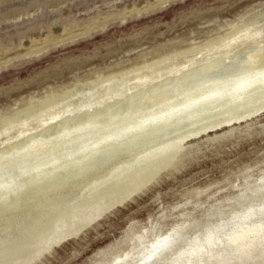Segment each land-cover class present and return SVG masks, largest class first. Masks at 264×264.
Instances as JSON below:
<instances>
[{
  "label": "rangeland",
  "instance_id": "1",
  "mask_svg": "<svg viewBox=\"0 0 264 264\" xmlns=\"http://www.w3.org/2000/svg\"><path fill=\"white\" fill-rule=\"evenodd\" d=\"M245 24L255 27L258 35L246 39L235 38L236 32L225 31L220 33H225L226 36L219 41L215 40L217 36L215 32L218 28ZM209 40L212 48L203 50V47L199 48V45H203L202 42ZM230 41L229 45L214 48L213 44H220V42L226 44ZM181 42L194 43L196 47L188 53L169 59L175 51V46ZM33 46L35 50H30L26 55H23L26 51L21 53L22 50ZM189 46L190 44L184 49ZM13 54L19 55L10 58ZM163 57L169 60H163L153 66L161 70V75L152 78L153 80L147 84L127 86L120 76L107 78L110 76L106 73L108 70L121 66L130 67L137 58ZM180 61H187L186 68L178 72L172 70V72L171 67ZM244 78L254 80L251 88L248 86L251 94L246 90L244 94L247 95H244L242 99L239 98L240 100L235 103L229 95ZM263 83L264 0H0V116L5 115L8 120L15 119L24 108H31L33 112V109L40 108L43 103L49 104L31 115L27 125L22 127L26 130L21 135H18V127L0 119V125L4 126L3 128L0 126V130H5V134L14 137L11 138L4 133L0 136V150L8 153L7 156L0 157V213L3 209L5 210H3L5 214H2L4 215L1 217L2 220L0 219L3 222L0 221V225L2 224V227L0 226V261L5 259L7 262H12L10 251L22 246L29 249L34 246L32 245L34 242L27 241V237L24 236L26 231L31 230L39 220L40 222L47 220L54 211L67 216L69 208L66 207L71 208L72 203H80L78 207L85 208L93 202V199L96 200V197H104L119 191L128 184L127 181L145 176L148 174L147 171L154 170V163L163 164L170 159L167 156L165 159L166 157L160 151L157 154L158 157L156 155L154 159L150 157L151 155L145 156L155 152L159 144L166 146L163 142L171 143L176 136L192 133L194 127L199 129L200 126H205L203 124L205 122H208L206 125L209 126L226 119L225 117L229 115L231 123L221 124L215 129H207L196 136L191 134L187 136L188 139L186 137L181 142V145L179 143L183 151L194 156L189 163L172 173L162 174L149 189L136 196L134 200L128 201L124 206L115 207L112 212L98 220L94 227L82 230L74 237H68L48 254L44 264H82L93 252L118 238L129 223H135L140 227L145 226L144 229L159 227L157 232L161 235L176 218L178 214L176 212H180L191 193L201 195L203 199L223 196L228 197L232 202L249 199L256 187V179L264 171ZM64 86H68L66 91L70 93L64 91L53 96H46L51 89L60 90ZM103 89L107 90L105 96L100 94ZM259 89L261 90L258 91ZM242 101L243 104L245 101L249 103L245 102L244 106L241 104ZM218 105L222 108H218ZM249 107L253 108L251 110L253 113L248 111ZM216 108L218 111L215 110ZM55 110L66 111L59 117L60 120L65 121L62 120L61 124L47 129H44L45 125L37 126L38 120ZM219 110L220 113H216ZM245 110L246 115L250 114V116L247 115L248 118L246 115L245 118L242 117ZM225 111H228L227 114ZM235 111L236 115H234ZM166 112L170 114H166L168 116L165 119H171V121L164 126L157 119L146 121L153 117L158 118ZM241 112H243L242 116ZM236 116L240 120L237 121ZM193 119H196L195 122ZM184 122L189 123L185 125ZM195 123L202 125L198 127ZM185 127L190 129L187 133ZM197 128L195 130H198ZM228 130L233 134L227 140L219 145L210 142L214 134H221ZM33 136L50 137L45 138L46 142L43 141L42 147L32 150L26 145L30 143L28 141ZM139 136L143 139L140 140ZM168 139L171 141L168 142ZM118 145L121 147L119 148ZM104 154L105 160L102 158ZM130 157L132 161L134 160L133 163ZM86 159H90L93 163ZM122 161H125V165ZM121 162L122 165L119 164ZM126 165L127 168H125ZM148 165H151V168ZM75 168L77 171L80 170L79 173ZM107 169L109 176L105 173ZM129 169L136 175H133ZM73 173H78L79 176L74 174L72 177ZM115 173L118 174L119 183ZM126 175L130 176L126 178ZM56 176H59L60 180ZM76 176L80 182L78 179H73L77 178ZM97 177L102 179L96 180ZM105 178L107 180H103ZM21 179L24 182H21ZM44 180L54 184L51 185L48 182V186ZM39 182L45 187L42 188ZM104 185L109 187H103ZM75 186L79 189H74ZM81 186L83 187L80 188ZM92 187L94 191L90 190ZM31 188H35L33 190L35 196H32ZM25 189H29L30 192ZM73 189L77 193L73 192ZM40 190L41 192L38 193ZM48 191L51 193L49 194ZM83 192L85 194H82ZM90 192L92 194L97 192V194L93 196ZM22 193L23 196L26 195V198L21 197ZM9 194L12 198L15 195L11 201H8L12 199ZM44 195L52 198L47 199ZM30 196L32 199L35 197V205V199L32 200ZM29 198L31 200H28ZM30 205L31 207H28ZM57 205L60 210L56 207ZM20 208L21 212H19ZM7 210L11 213L8 214ZM14 210L17 211V215L14 212L13 216ZM43 210L49 215L46 213L47 216ZM6 216L14 218L5 220ZM25 216L27 218L24 219ZM162 217L163 219H160ZM19 219H22L23 224L16 226ZM23 221L27 222L28 226ZM10 224L15 228L18 227L17 232L15 228H11ZM8 229L11 230L10 233Z\"/></svg>",
  "mask_w": 264,
  "mask_h": 264
},
{
  "label": "bare ground",
  "instance_id": "2",
  "mask_svg": "<svg viewBox=\"0 0 264 264\" xmlns=\"http://www.w3.org/2000/svg\"><path fill=\"white\" fill-rule=\"evenodd\" d=\"M229 32V33H237L236 37L239 38H250V37H254L257 36V29H255V27L251 26L250 24H245V25H239V26H222V28H218L217 31L215 32V34H217L216 39H218V41L220 39H222L224 36H226V34H221L220 32ZM211 40V39H210ZM209 41L206 42H202L201 44L203 45H199L200 47H203V49H208V48H212V43ZM214 40V39H213ZM184 42H181L179 44H177L175 46V51L169 56V59L171 58H175L176 56L178 57V55L183 54V53H188L192 50V48L195 49L196 45L194 43H186L183 44ZM188 44H190L189 48L184 49ZM231 44V41L226 43V44H222L220 42L217 44H213L215 47H221L224 45H229ZM182 45V46H180ZM198 49V48H196ZM35 50V46L31 47L30 49H24L22 50L21 53L25 52L26 55L29 51ZM201 50V51H202ZM210 50V49H209ZM200 51V52H201ZM19 54H13L10 58L12 57H16ZM6 58V57H4ZM3 59V58H2ZM165 57L163 58H137L135 61H133L132 65L130 67L124 68V67H118V68H112L111 70H108L106 73H108L107 77L108 79H110V77H114L115 76H120L122 78V80L124 81V83L128 86L133 85V84H147L149 82H151V80H153L152 78H157L159 77L161 74V70H158L157 68H154L153 66H155V64L162 62L163 60H169ZM7 60V59H5ZM4 60V61H5ZM3 61V60H2ZM186 62L187 61H180L179 63H176L174 66L171 67V71L173 70L174 72H178L182 69L186 68ZM253 67V66H252ZM123 71V72H122ZM172 71V72H173ZM260 73V72H259ZM106 79V78H105ZM256 80V79H255ZM258 80V79H257ZM256 80V81H257ZM98 81V80H97ZM104 81V79H103ZM106 81V80H105ZM254 81V80H253ZM253 81L249 80L248 78H244L242 82H240L238 84L237 87L233 88V91H231L230 93V97L232 98V100H234V102L236 103L238 100H240L239 98L242 99V97H244V93L246 92V90H248V88L250 86L253 85ZM262 81V79H261ZM94 82V81H93ZM100 82V81H99ZM90 83V82H89ZM103 83V82H102ZM234 83V82H233ZM258 83V82H257ZM78 84V83H77ZM75 84V85H77ZM92 84V83H91ZM96 84V83H95ZM101 84V83H98ZM74 85V87H75ZM80 85V84H79ZM230 85V84H229ZM232 85V84H231ZM257 85V84H256ZM264 85V83H263ZM81 86V85H80ZM80 86L78 88H80ZM89 86V85H88ZM249 86V87H248ZM72 87V88H74ZM86 87V86H84ZM226 87V86H225ZM68 88V86H64L63 88H61L60 90L58 89H51L48 94L46 96H53L55 94H57L58 92H66V93H70V91H66ZM83 88V87H82ZM91 88V87H90ZM231 88V86H230ZM251 88V87H250ZM260 88V87H257ZM263 88V87H262ZM223 89V88H222ZM253 89V88H252ZM264 89V88H263ZM76 90H78L76 88ZM220 90V89H219ZM227 90V89H226ZM230 90V89H229ZM228 90V91H229ZM261 89H259L258 91H260ZM221 91V90H220ZM249 91V90H248ZM257 91V92H258ZM79 92V91H78ZM133 92V91H132ZM223 92V91H222ZM264 92V90H263ZM114 93V92H113ZM117 93V91H116ZM249 93L251 94V92L249 91ZM65 94V93H64ZM101 96L102 95H106L107 94V90L103 89V91L100 93ZM224 94V93H223ZM264 94V93H263ZM243 95V96H242ZM247 95V94H246ZM245 95V96H246ZM254 95V94H252ZM257 95V94H256ZM259 96V95H258ZM249 97V96H247ZM246 97V98H247ZM251 97V96H250ZM262 97V96H261ZM123 98V97H122ZM230 98V99H231ZM245 98V100H246ZM254 98V97H253ZM258 98V97H257ZM252 99V98H251ZM250 99V100H251ZM32 100V99H31ZM218 100V99H217ZM225 100V99H224ZM223 100V101H224ZM248 100V101H250ZM30 101V100H29ZM222 101V103H223ZM228 101V100H227ZM226 101V102H227ZM253 101V99H252ZM256 101V100H255ZM259 101V100H258ZM257 101V102H258ZM221 102V101H220ZM246 102V101H245ZM245 102L243 104V101L241 104H243L245 106ZM256 102V103H257ZM29 103V102H28ZM48 103V102H47ZM47 103H43L41 105L40 108H35L32 109L31 108H24L22 110V112H20L21 114L19 115L18 113V117L15 119H10L8 120V118L5 115L0 116V119L2 121H6L7 123L10 122L11 125H14L15 127H18L17 132L18 135H21L22 133H24V131L26 129L22 128L23 126L27 125V122L29 121V118H31V115L37 111H40L41 109L46 108L47 106H49V104ZM50 103V102H49ZM112 103V102H111ZM232 103V102H231ZM233 103V104H235ZM247 103V102H246ZM249 103V102H248ZM247 103V104H248ZM264 103V102H263ZM211 104V103H210ZM219 104V103H218ZM228 104V103H226ZM224 104V105H226ZM254 104V102H253ZM262 104V103H261ZM29 105V104H28ZM35 105V104H34ZM257 105V104H256ZM27 106V105H26ZM203 106V105H202ZM211 106L214 107V105L211 104ZM231 106V105H230ZM243 106V107H244ZM248 106V105H247ZM251 106V105H250ZM39 107V106H38ZM187 107V106H186ZM192 107V106H191ZM190 107V108H191ZM209 107V106H208ZM207 107V108H208ZM217 107V106H216ZM221 107V105H218V108ZM235 107V105H234ZM240 107V106H239ZM238 107V109H239ZM258 107V106H256ZM256 107L254 109H256ZM261 107V106H260ZM211 108V107H210ZM222 108V107H221ZM250 108V107H249ZM196 109V108H195ZM213 109V108H212ZM224 109V107H223ZM221 109V110H223ZM226 109V108H225ZM241 109V108H240ZM245 109V108H243ZM242 109V111H243ZM253 109V108H252ZM250 108L251 113H253ZM261 109V108H260ZM46 110V109H45ZM91 110V109H90ZM210 110V109H208ZM217 110V108L215 109ZM214 110V111H215ZM227 110V109H226ZM231 110V109H229ZM235 110V108H234ZM232 110V111H234ZM258 110V109H257ZM255 110V111H257ZM20 111V110H19ZM18 111V112H19ZM213 111V112H214ZM218 111V110H217ZM216 113H220L219 112ZM237 111V110H236ZM236 111L235 114L236 115ZM240 111V110H239ZM261 111V110H260ZM66 111H60V110H55V111H51L48 113V115H46L45 118L40 119L37 121V126H43L45 125L44 129L50 128L52 126H55L57 124H61V121L63 119H59L60 115L64 114ZM172 112V111H170ZM170 112H166L163 115L157 117H153L150 119H147L146 121L149 120H153V119H157L161 122V124L166 125L168 122L171 121V119H165L166 116H168L170 114ZM190 112V111H189ZM224 112V110H223ZM222 112V113H223ZM228 112V111H227ZM227 112L225 111V113L227 114ZM259 112V111H258ZM77 113V112H76ZM169 113V114H168ZM200 113V112H199ZM203 113V112H202ZM207 113V112H206ZM241 112V116H242ZM246 110H245V115H246ZM168 114V115H166ZM189 113H187L188 115ZM197 114V113H196ZM201 114V113H200ZM205 114V113H204ZM215 114V113H214ZM249 114V113H248ZM247 114V115H248ZM255 114V113H254ZM14 115V114H13ZM16 115V114H15ZM199 115V114H198ZM211 115V114H210ZM221 115V114H220ZM233 115V114H232ZM240 115V113H239ZM246 115V116H247ZM67 116V115H66ZM182 116V115H181ZM194 116V115H192ZM191 116V117H192ZM204 116V115H203ZM219 116V115H218ZM224 116V114H223ZM227 116V115H226ZM230 116V115H229ZM229 116L225 117L226 119H222L221 121L218 122H214L213 124H210L209 126H207L206 124L208 123H203L205 124V126H203L202 124L196 125L199 127V129L197 127H194V130L197 128L198 130H195V132L192 131V133L190 134H181L179 135V137H175L172 139V141L170 139H168L171 141V143H168L165 141L163 142V144L165 143L166 146H161V144H157L158 148L156 150H154L155 152H153V150H151V152L153 153H149V155H145V156H150L151 158L155 157L158 152L160 151V153H163L164 156L169 157L170 159L161 164L159 163H154L155 165V169L154 170H150L147 171L148 174H146L145 176H141L140 178H136L135 180H131V181H127V185L125 187H122V189H120L119 191L114 192L113 194L110 195H106V196H100V197H96L97 199H93V202L87 206V207H78L80 203H72V207L70 208V206H68L67 204H65L66 208H69V210H67L66 215L67 216H62L61 213L59 214L58 212L54 214H52L51 216L49 215V213H44L48 216L47 220H43L38 223H35L34 227L29 230L26 231L27 233H25L24 237H27V241L29 242H34L32 245H34L33 247H19L18 249H15L13 251H10L11 254L10 258L14 261L17 262H7L5 259L0 261V264H44V259L48 256V254H50V252L55 249L56 247H59L63 241H65L68 237L72 236H76L78 235L82 230H85L87 228L90 227H94V225L98 222V220H100L101 218H103L104 216H106L107 213L112 212L115 207L117 206H124L128 201L130 200H134L136 196L140 195L141 193L145 192L147 189H149V187L154 184L155 182L158 181V178L164 174V173H172L175 170H179L181 169L184 165H186L187 163H189L192 159V154L190 155L189 153L183 151L180 146L179 143L181 145V142L189 135L194 134L196 136V134H200V133H204L207 129L211 130V129H215L217 127H219L221 124H229L231 123L232 120L231 116L230 118H228ZM250 116V114H249ZM252 116V115H251ZM68 117V116H67ZM180 117V116H179ZM190 117V116H188ZM195 117V116H194ZM198 116H196L197 118ZM214 117V116H213ZM237 117V116H236ZM201 118V117H200ZM207 118H211L210 116ZM248 118V116H247ZM59 119V120H58ZM66 119V118H65ZM187 119V118H186ZM199 119V118H198ZM214 119V118H213ZM212 119V121H213ZM233 119V118H232ZM242 119V118H241ZM96 120V119H95ZM194 120V119H193ZM192 120V121H193ZM196 120V119H195ZM194 120V122H195ZM205 120V119H203ZM210 119H208L209 121ZM236 120V119H235ZM240 120L237 117V121ZM65 121V120H63ZM183 121V120H182ZM181 121V122H182ZM211 121V120H210ZM223 121V122H222ZM234 121V120H233ZM4 122V123H6ZM145 122V121H144ZM174 122V121H173ZM200 122V121H198ZM2 123V122H1ZM6 123V124H7ZM180 123V122H179ZM185 123V122H184ZM189 123V122H186ZM185 123V125H187ZM193 123V122H192ZM211 123V122H210ZM4 124V125H6ZM194 124V123H193ZM2 125V124H1ZM0 125V126H1ZM171 125V124H169ZM180 125V124H179ZM36 126V127H37ZM2 127V126H1ZM4 127V126H3ZM2 127V128H3ZM151 127V126H150ZM162 127V126H161ZM187 127V126H186ZM185 127V129H187ZM191 127V126H190ZM132 128V127H131ZM153 129V127H151ZM150 128V129H151ZM155 128V127H154ZM160 128V127H159ZM163 128V127H162ZM170 128V127H169ZM173 128V127H172ZM180 128V127H179ZM58 129V128H57ZM135 129V128H134ZM167 129V127H166ZM177 129V128H176ZM192 129V128H191ZM162 130V129H161ZM171 131V129H169ZM190 129L188 128L186 133L189 131ZM38 131V130H37ZM143 131V130H142ZM140 131V132H142ZM148 131H150L148 129ZM166 131V130H165ZM168 131V133L170 132ZM175 131V130H174ZM183 131V130H182ZM35 132V131H34ZM155 132V130H154ZM177 132V131H176ZM174 132V133H176ZM185 132V131H184ZM5 134L6 131L4 130H0V136H2V134ZM46 133V132H45ZM139 133V132H137ZM152 133V131H151ZM156 133V132H155ZM160 133V132H159ZM162 133V132H161ZM173 133V132H172ZM173 133V134H174ZM39 134V133H38ZM41 134V133H40ZM49 134V133H48ZM133 134V133H132ZM142 134V133H141ZM144 134V133H143ZM154 134V133H153ZM165 134V133H164ZM233 133L231 131H225L221 134H214L213 138L210 139L211 143L217 144L219 145L220 143L224 142L225 140H227ZM7 136H10L8 134H5ZM29 135V134H28ZM131 135V134H130ZM138 135V134H135ZM147 134H145L146 136ZM149 135V134H148ZM160 135V134H159ZM177 135V134H176ZM185 135V136H184ZM127 136V135H126ZM152 136V135H151ZM167 136V135H166ZM171 137V135H169ZM168 136V137H169ZM11 138H14L12 136H10ZM48 137V136H47ZM45 137V138H47ZM50 137V136H49ZM48 137V138H49ZM140 137V136H139ZM26 138V137H25ZM45 138H39L38 136H33L30 138V140L28 141V145L26 146H30V148L32 150H35L36 148L42 147L45 141ZM127 138V137H126ZM146 138V137H145ZM165 138V137H164ZM189 137H187L188 139ZM101 139V138H100ZM129 139V138H128ZM143 139V137H140V140ZM148 139V138H147ZM158 139V138H157ZM156 139V141H157ZM121 140V139H120ZM123 140V139H122ZM121 140V141H122ZM146 140V139H144ZM151 140V138H150ZM167 140V139H165ZM44 141V142H43ZM63 141V140H62ZM124 141V140H123ZM7 142V140H6ZM129 142V141H128ZM132 142V141H131ZM129 142V143H131ZM141 142V141H140ZM143 143V142H142ZM146 143V142H145ZM150 143V142H149ZM4 144V143H3ZM6 144V143H5ZM4 144V145H5ZM10 144V143H8ZM47 144V143H46ZM107 144V143H106ZM109 144V143H108ZM112 144H114L112 142ZM116 144V143H115ZM123 144V143H122ZM127 144V143H126ZM133 144V143H132ZM131 144V145H132ZM136 144V143H135ZM110 145V144H109ZM139 145V144H138ZM112 146V145H111ZM119 146V145H118ZM143 146V145H142ZM106 147V146H104ZM121 146H119L120 148ZM125 147V146H124ZM131 147V146H130ZM136 147V146H135ZM152 147V146H149ZM110 148V147H109ZM115 148V146H114ZM140 148V147H139ZM142 148V147H141ZM140 148V149H141ZM156 148V147H154ZM3 149V148H2ZM103 149V148H102ZM122 149V148H121ZM119 149V150H121ZM125 149V148H124ZM128 149V148H127ZM99 150V149H98ZM108 150V149H107ZM113 150V149H112ZM105 151V150H104ZM126 152L128 150H125ZM123 151V152H125ZM131 151V150H130ZM129 151V152H130ZM136 151L137 147H136ZM73 152V150H72ZM103 153V151H101ZM122 152V153H123ZM144 152V151H142ZM150 152V151H149ZM100 153V152H99ZM110 153H112L110 151ZM108 153V154H110ZM114 153V152H113ZM119 153V152H118ZM121 153V154H122ZM145 153V152H144ZM144 153H141L142 155H144ZM159 153V155H160ZM58 154V153H57ZM87 154V153H86ZM107 154V153H106ZM120 154V153H119ZM131 154V153H129ZM128 154V155H129ZM8 153L5 150H0V157H4L7 156ZM42 155V154H41ZM48 155V154H47ZM59 155V154H58ZM57 155V156H58ZM65 155V154H64ZM113 155V154H112ZM135 156L137 154H134ZM94 156V155H93ZM98 156H101V154ZM105 154L102 156V158L104 159ZM111 156V154H110ZM115 156V155H114ZM113 156V157H114ZM118 156V155H117ZM121 156V155H120ZM97 157V155H96ZM116 157V156H115ZM127 157V156H126ZM146 157V158H147ZM149 157V158H150ZM158 157V155H157ZM167 157L165 159H167ZM77 158V157H76ZM75 158V159H76ZM101 158V157H100ZM112 158V157H111ZM123 158V157H122ZM150 158V159H151ZM92 159H94L92 157ZM101 159V161L103 160ZM113 159V158H112ZM131 160V157L129 158ZM140 159V158H139ZM154 159V158H153ZM152 159V160H153ZM164 159V160H165ZM87 160V159H86ZM105 160V159H104ZM118 160V159H117ZM124 160V159H122ZM143 160V157H142ZM145 160V159H144ZM149 160V159H148ZM160 160V159H159ZM163 160V161H164ZM88 162L90 161L87 160ZM107 161V160H106ZM116 162V160H114ZM129 160H126V162ZM132 161V160H131ZM129 161V162H131ZM134 161V160H133ZM132 161V163H133ZM140 161V160H138ZM84 162V161H83ZM87 162V163H88ZM92 162V161H90ZM109 162V161H108ZM111 162V161H110ZM109 162V163H110ZM123 164L125 165V161H122ZM122 162L119 163L120 165H122ZM128 162V165H129ZM150 162V161H148ZM93 163V162H92ZM92 163H89L90 165ZM101 163V162H100ZM103 163V162H102ZM118 163V162H117ZM131 163V164H132ZM137 164V161L135 162ZM142 163H145L144 161H142ZM81 164V163H80ZM112 164V162H111ZM114 164V163H113ZM118 164V165H119ZM127 164V163H126ZM140 164V162H139ZM149 164V163H148ZM60 165V164H59ZM83 165V164H82ZM98 165V164H96ZM95 165V166H96ZM133 165V164H132ZM138 165V164H137ZM79 166V165H78ZM87 166V165H86ZM89 166V165H88ZM131 166V165H130ZM136 166V165H135ZM149 167L151 165H148ZM153 166V165H152ZM56 167V166H55ZM76 167V166H75ZM85 167V166H84ZM93 167V165H92ZM125 167V166H124ZM133 167V166H132ZM131 167V169H132ZM140 167V166H139ZM80 168V167H79ZM97 168V167H96ZM106 168V167H104ZM103 168V169H104ZM114 168V166H113ZM120 168V167H119ZM122 168V167H121ZM127 168V165L126 167ZM125 168H123L124 170H126ZM129 168V167H128ZM138 168V167H137ZM145 168V167H144ZM151 168V167H150ZM48 169V168H47ZM73 169V168H72ZM69 169V170H72ZM76 169V168H75ZM78 169V167H77ZM76 169V171H77ZM82 169V168H81ZM86 169V167H85ZM100 169V168H99ZM102 169V170H103ZM111 169V168H110ZM117 169V167H116ZM143 169V168H142ZM50 170V169H49ZM66 170V169H64ZM92 170V169H91ZM94 170V168H93ZM130 170V169H129ZM146 170V168H145ZM45 171V170H44ZM61 171V170H60ZM73 172L75 170H72ZM75 171V172H76ZM80 171V170H78ZM77 171V172H78ZM86 171V170H85ZM97 171V170H96ZM101 171V169L99 170ZM104 171V170H103ZM112 174L113 173V170ZM110 171V172H111ZM118 171V170H117ZM123 171V170H122ZM128 171V170H127ZM131 171V170H130ZM140 171V169H139ZM56 172V171H55ZM67 172V171H66ZM64 172V173H66ZM71 172V171H70ZM84 173V171H81ZM88 172H90L88 170ZM95 172V170H94ZM120 172V171H119ZM126 172V171H125ZM137 172V170H136ZM16 173V172H14ZM39 173V172H38ZM47 173V172H46ZM53 173V172H52ZM60 173V172H59ZM79 173V172H78ZM78 173H73L77 174L79 176ZM92 174V172H90ZM88 173V175L91 176V174ZM106 175H108V169L107 172L105 171ZM108 173V174H107ZM118 173V172H117ZM117 173L116 174V179H117ZM121 173V172H120ZM119 173V174H120ZM131 173H133L131 171ZM139 173V172H138ZM55 174V173H54ZM69 174V173H68ZM122 174V173H121ZM124 174V173H123ZM32 175V173H31ZM56 175V174H55ZM53 175V176H55ZM59 175V174H58ZM61 175V174H60ZM64 175V174H63ZM72 175V174H71ZM83 175V174H82ZM93 175V174H92ZM101 175V174H100ZM105 175V177H106ZM110 175V174H109ZM108 175V176H109ZM133 175H136L133 173ZM49 176V175H48ZM65 176V175H64ZM84 176V175H83ZM82 176V177H83ZM102 176V175H101ZM122 176V175H121ZM130 176V175H129ZM126 175V178L129 177ZM27 177V176H26ZM25 177V178H26ZM31 177V176H30ZM52 177V176H51ZM57 177V176H56ZM55 177V178H56ZM59 177V176H58ZM60 180V178H58ZM62 177V176H60ZM68 177V176H67ZM66 177V178H67ZM70 177V175H69ZM77 177V176H76ZM104 177V176H103ZM114 177V176H113ZM112 177V178H113ZM24 178V177H23ZM24 178V179H25ZM33 178V177H32ZM41 178V177H39ZM47 178V177H46ZM54 178V177H53ZM71 178V177H70ZM80 178V177H79ZM108 178V177H107ZM48 179V178H47ZM50 179V178H49ZM68 179V178H67ZM73 179H78L77 178H73ZM94 179V178H93ZM102 178L97 179L96 180H101ZM109 179V178H108ZM37 180V179H36ZM43 180V179H42ZM53 180V179H52ZM65 180V179H64ZM70 180V179H69ZM88 180V179H87ZM103 180H107L106 178ZM118 180V179H117ZM125 180V179H124ZM21 182L23 181L22 179L20 180ZM19 181V182H20ZM26 181V180H25ZM45 181V180H44ZM43 181V182H44ZM55 181V179H54ZM68 181V180H67ZM72 181V178H71ZM75 181V180H74ZM77 181V180H76ZM78 181L80 182V180L78 179ZM77 181V182H78ZM89 181V180H88ZM109 181V180H108ZM107 181V182H108ZM120 181H122V179H120ZM24 182V181H23ZM49 181H45V183L48 184ZM57 182V181H56ZM61 184V181H59ZM64 182V181H62ZM93 182H95L93 180ZM16 183V182H15ZM28 183V182H27ZM35 183V182H34ZM69 183V182H68ZM99 183V181H98ZM104 182H102L103 184ZM116 182L114 181V184ZM119 183V180H118ZM30 184V183H29ZM33 184V183H31ZM37 184V183H36ZM49 184H51V182H49ZM48 184V186H49ZM52 184H54L52 182ZM51 184V185H52ZM56 184V183H55ZM59 184V183H58ZM57 184V185H58ZM65 184V183H64ZM74 184V183H73ZM91 185H95L94 183H90ZM100 184V183H99ZM106 184V183H105ZM28 185V184H26ZM38 185V184H37ZM36 185V186H37ZM39 185L40 182H39ZM63 185V184H62ZM69 185V184H68ZM76 185V184H75ZM83 185V184H82ZM109 185V184H106ZM42 186V185H41ZM44 186V185H43ZM42 186V188H43ZM55 186V185H54ZM66 186V185H65ZM87 186V184H86ZM100 186V185H99ZM99 186H97V188L99 189ZM25 187V185H24ZM31 187V186H30ZM35 187V186H34ZM38 187V186H37ZM45 187V186H44ZM53 187V186H52ZM61 187V185H60ZM59 187V189H60ZM70 187V186H69ZM83 186H81L80 188H82ZM103 187H109V186H103ZM28 188V187H27ZM41 188V187H40ZM41 188V189H42ZM49 188V187H48ZM67 188V187H65ZM71 188V187H70ZM76 188V186L74 187V189ZM77 188L79 189V187L77 186ZM76 188V189H77ZM22 189V188H21ZM32 189V188H31ZM37 189V188H36ZM73 189V190H74ZM93 189L90 188V190ZM101 189V188H100ZM17 190V189H16ZM24 190V189H23ZM28 190L29 189H25ZM35 190L32 189V196L34 195L33 191ZM43 190V189H42ZM47 191V189H45ZM50 190V189H49ZM55 192V188L53 189ZM71 190V189H69ZM72 190V191H73ZM84 190V188L82 189ZM89 190V189H88ZM89 190V191H90ZM97 190V189H96ZM95 190V191H96ZM20 191V190H19ZM27 191V192H28ZM37 191V190H36ZM62 191V190H61ZM63 191H65L63 189ZM94 191V189H93ZM99 191V190H98ZM101 191V190H100ZM99 191V192H100ZM17 192V191H16ZM21 192V191H20ZM30 192V191H29ZM28 192V194H29ZM41 192L38 191V193ZM45 192V191H44ZM49 192V191H48ZM58 193V190L56 191ZM70 192V191H69ZM68 192V194H69ZM73 192H76V190H74ZM87 192V191H86ZM26 193V192H25ZM51 192H49L50 194ZM56 193V195H57ZM61 193V192H60ZM77 193V192H76ZM79 193V192H78ZM81 193V192H80ZM91 193V192H90ZM3 194V193H2ZM15 194V193H14ZM45 194V193H44ZM64 194V193H63ZM67 194V196H68ZM82 194H85L84 192ZM81 194V195H82ZM88 194V193H86ZM92 194V193H91ZM97 194V192L95 193ZM95 194H92L93 196ZM10 195V194H9ZM8 195V198H10V196ZM13 195V194H12ZM18 195V194H17ZM20 195V194H19ZM18 195V196H19ZM53 195V193H52ZM74 195V194H73ZM72 195V196H73ZM6 196V195H5ZM15 196V195H14ZM13 196V198H14ZM26 195L21 197H25ZM50 196V195H49ZM61 196V194H60ZM70 196V195H69ZM85 196V195H83ZM83 196L80 198H83ZM89 196V195H88ZM87 196V199H88ZM91 196V195H90ZM38 198V196H36ZM45 197V195H44ZM43 197V198H44ZM54 197V195H53ZM66 197V196H65ZM77 197V196H76ZM12 198V196H11ZM12 199H8V201L13 200ZM18 198V197H17ZM15 197V199H17ZM22 198V199H23ZM26 198V197H25ZM30 198L32 199V197L30 196ZM28 200H31V199ZM42 198V199H43ZM47 199H51L52 197H45ZM56 198V197H55ZM64 198V197H63ZM63 198H61L62 200H64ZM72 198V197H71ZM78 200H81V199ZM85 198V197H84ZM83 198V199H84ZM14 199V200H15ZM20 199V197L18 198ZM35 199V197L33 198ZM32 199V200H33ZM41 199V196H40ZM54 199V198H53ZM82 199V201H83ZM86 199V198H85ZM38 200V199H37ZM61 200V201H62ZM71 200V199H69ZM75 200V199H74ZM73 200V201H74ZM18 201V200H17ZM16 201V202H17ZM26 201V199H25ZM35 201L34 200V205H35ZM43 201V200H42ZM52 201V200H51ZM50 201V203H51ZM56 201V200H55ZM68 201V199L66 200ZM65 201V202H66ZM72 201V202H73ZM85 201V200H84ZM186 203L183 205V208H181L179 211L180 212H176V218H174V220L172 221V223L169 225V227L163 232V234L160 235L159 232H157L159 227H155L154 229H144L145 226L140 227L137 226L135 223H129L127 225V227L124 229V231L121 233V235L116 238L115 240L111 241L110 243H108L107 245L99 248L97 251L93 252L91 256H89L82 264H264V171L261 173V175L259 176L258 179H256V187L253 190V194L249 199L243 200V201H238V202H232L228 197L223 196L222 198H212V199H203L201 195L191 193L190 195H188L187 199H186ZM6 202V200H5ZM28 202V201H27ZM30 202V201H29ZM33 202V201H32ZM40 202V201H39ZM75 202V201H74ZM78 202V201H77ZM10 203V202H9ZM21 203V202H20ZM26 203V202H25ZM60 203V202H59ZM68 203V202H67ZM71 204V202H69ZM30 204V203H29ZM33 204V203H32ZM38 204V202L36 203ZM54 204V202H53ZM52 204V205H53ZM56 204V203H55ZM69 204V205H70ZM2 205V204H1ZM12 205V204H11ZM18 205V204H17ZM26 205H28V203H26ZM46 205V204H45ZM44 205V207H45ZM51 204H49L50 206ZM60 205V204H59ZM5 206V205H4ZM8 206V205H7ZM13 206H15L13 204ZM33 206V205H32ZM49 206L47 208H49ZM64 206V205H63ZM62 206V207H63ZM1 207V206H0ZM6 207V206H5ZM28 207H31L28 206ZM43 207V209H44ZM58 208V210H60L59 206H56ZM3 208V207H2ZM9 208V206L7 207V209ZM10 208H12L10 206ZM22 208V207H21ZM21 208L19 209V212H21ZM42 208V207H41ZM52 208V206H51ZM50 208V209H51ZM66 208H64L66 211ZM6 209V208H5ZM14 209V207L12 208ZM16 209V208H15ZM31 209V208H30ZM49 209V211H50ZM54 209V208H53ZM53 209L51 211H53ZM62 209V208H61ZM1 210V208H0ZM4 210V209H3ZM3 210L1 211L0 215L5 214L3 213ZM10 210V209H9ZM18 210V209H17ZM37 210V209H35ZM34 210V211H35ZM40 210V209H39ZM38 210V212H39ZM54 210H57L56 208ZM5 211V210H4ZM8 211V210H7ZM31 211V210H30ZM47 211V209H46ZM14 212H16L17 215V211H13V216H14ZM60 212V211H59ZM63 212V211H62ZM11 213V212H10ZM8 211V214H10ZM27 213V212H26ZM25 213V214H26ZM162 213V211H161ZM35 214V212H34ZM38 214V213H37ZM44 214V215H45ZM51 214V212H50ZM64 214V213H63ZM160 214V213H159ZM7 215V212H6ZM22 215V214H21ZM172 215V213L170 214ZM4 215L0 216V219L2 220L1 217H3ZM8 216V215H7ZM4 217L5 220L8 217ZM20 216V213H19ZM18 216V217H19ZM31 216V214H30ZM42 216V214H41ZM14 218V217H11ZM29 217V215H28ZM34 217V216H32ZM36 217V216H35ZM38 217V216H37ZM36 217V218H37ZM43 217V216H42ZM45 217V216H44ZM171 217V216H170ZM3 218V219H4ZM27 218V216L24 217V219ZM30 218V217H29ZM28 218V219H29ZM35 218V219H36ZM40 218V217H39ZM38 218V219H39ZM23 219V220H24ZM37 219V220H38ZM160 219H163L160 218ZM0 220V221H1ZM14 220V219H13ZM16 220V219H15ZM18 220V219H17ZM20 220V219H19ZM30 220V219H29ZM33 220V218H32ZM21 221V222H20ZM19 222H16L18 226L22 225V219ZM25 221V220H24ZM23 221V222H24ZM36 221V220H35ZM34 221V222H35ZM5 222V221H4ZM32 222V221H31ZM164 222V221H162ZM1 223H3L1 221ZM7 223V222H5ZM13 223V222H11ZM22 223V224H21ZM30 225V222H28ZM15 224V223H14ZM13 224V225H14ZM24 224L27 225V222ZM32 224V223H31ZM2 225V224H1ZM0 225V226H1ZM11 225V224H10ZM33 225V224H32ZM12 226V225H11ZM28 226V225H27ZM31 226V225H30ZM2 227V226H1ZM10 228V227H9ZM11 228H15V227H11ZM18 228V227H16ZM15 228V229H16ZM21 228V226H20ZM29 228V227H28ZM9 230V229H8ZM14 230V229H13ZM6 231V230H5ZM11 230H9L10 233ZM15 231V230H14ZM8 232V231H6ZM17 232V229H16ZM25 232V231H24ZM22 233V232H21ZM13 234V233H12ZM17 235V234H16ZM1 241V240H0ZM21 246V245H20Z\"/></svg>",
  "mask_w": 264,
  "mask_h": 264
}]
</instances>
